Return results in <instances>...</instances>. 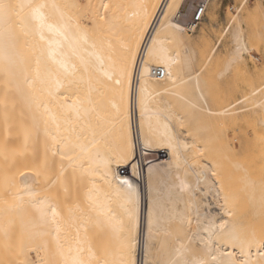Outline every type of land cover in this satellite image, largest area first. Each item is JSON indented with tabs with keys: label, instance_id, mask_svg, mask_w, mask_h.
<instances>
[{
	"label": "bare ground",
	"instance_id": "obj_1",
	"mask_svg": "<svg viewBox=\"0 0 264 264\" xmlns=\"http://www.w3.org/2000/svg\"><path fill=\"white\" fill-rule=\"evenodd\" d=\"M249 1L213 42L216 0L198 40L186 0H0V264H264V182L236 160L245 198L228 191L198 137L207 62L230 34L225 76L264 21Z\"/></svg>",
	"mask_w": 264,
	"mask_h": 264
},
{
	"label": "rangeland",
	"instance_id": "obj_2",
	"mask_svg": "<svg viewBox=\"0 0 264 264\" xmlns=\"http://www.w3.org/2000/svg\"><path fill=\"white\" fill-rule=\"evenodd\" d=\"M236 1L216 0L219 12L218 26H216L215 32L212 34L213 42L216 41L217 35L219 36L221 30L223 31L232 16L236 15V8L239 6L237 3L241 2H238L239 0ZM186 3L182 10L183 14L186 9L191 8V4L195 5L197 0H186ZM257 3H259L258 0H250L247 7L254 8ZM192 12L193 9L190 13L192 14ZM190 17L191 15L188 18L190 19ZM204 20L207 21V18L205 17ZM204 20L200 26L203 23L206 24ZM247 23L245 29L247 40L249 39L251 48H253L251 54L244 61L234 64L225 76L220 77V73L224 70L232 50L231 36L226 34L223 36L221 46L214 54L215 57L213 56L212 60L209 61L210 63L207 62L204 72L207 80L208 102L214 113L226 108L231 111L228 113L233 115L234 110L244 109L240 110L242 112L239 115L234 114L236 116V118L233 116L234 119L228 113L226 116H219L214 113L209 115L207 121L209 124L213 122V128L209 129L210 131H201L198 135L202 139L213 134L216 136V139L209 143L211 147L215 148V155L209 154L205 158H213L218 162L217 178L223 182L226 189L240 193L243 197L245 196L244 189L242 190L243 183H245L243 182L244 179L241 178L243 172L240 169L235 171V167L233 169L232 164L234 161L245 162L248 172L247 176L264 182V128L259 125V114L255 112L256 109L247 108L252 105V102L250 103L248 102L249 100H246V95L248 97L251 94L250 92L254 90H259L255 97H261L260 93L264 94V21L261 19L256 20V18L254 20V17H251ZM189 34L193 40H198L199 30ZM233 104L234 106L235 104L237 105L236 108H232L234 110L230 109ZM185 129L187 128L185 127ZM226 143L234 146L232 148L233 152L229 151L227 154L229 158H224L223 146ZM160 155L163 154L156 153L144 156V158H152L151 160L157 161ZM200 197L203 196L200 195ZM79 198L80 194L75 196L68 195V204L79 200ZM244 207H248L246 202H244ZM31 256L34 257V253Z\"/></svg>",
	"mask_w": 264,
	"mask_h": 264
},
{
	"label": "built area",
	"instance_id": "obj_3",
	"mask_svg": "<svg viewBox=\"0 0 264 264\" xmlns=\"http://www.w3.org/2000/svg\"><path fill=\"white\" fill-rule=\"evenodd\" d=\"M207 1L208 0H197V3L194 5L190 19L185 22L187 32L193 33L199 28L201 22L204 19V15L207 8ZM153 74L157 75L158 77L164 76V72L161 69H154ZM121 172L123 175H126L127 169H122Z\"/></svg>",
	"mask_w": 264,
	"mask_h": 264
},
{
	"label": "snow or ice",
	"instance_id": "obj_4",
	"mask_svg": "<svg viewBox=\"0 0 264 264\" xmlns=\"http://www.w3.org/2000/svg\"><path fill=\"white\" fill-rule=\"evenodd\" d=\"M6 7H7L6 5H4L2 2H0V9H4Z\"/></svg>",
	"mask_w": 264,
	"mask_h": 264
}]
</instances>
